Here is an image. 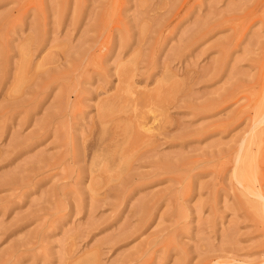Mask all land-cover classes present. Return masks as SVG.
I'll use <instances>...</instances> for the list:
<instances>
[{
	"label": "rangeland",
	"instance_id": "obj_1",
	"mask_svg": "<svg viewBox=\"0 0 264 264\" xmlns=\"http://www.w3.org/2000/svg\"><path fill=\"white\" fill-rule=\"evenodd\" d=\"M0 264H264V0H0Z\"/></svg>",
	"mask_w": 264,
	"mask_h": 264
},
{
	"label": "bare ground",
	"instance_id": "obj_2",
	"mask_svg": "<svg viewBox=\"0 0 264 264\" xmlns=\"http://www.w3.org/2000/svg\"><path fill=\"white\" fill-rule=\"evenodd\" d=\"M65 90V89H64Z\"/></svg>",
	"mask_w": 264,
	"mask_h": 264
}]
</instances>
